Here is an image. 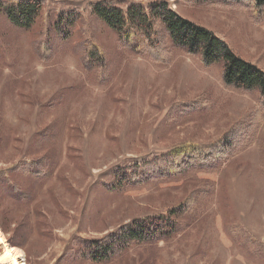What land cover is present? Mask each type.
Returning a JSON list of instances; mask_svg holds the SVG:
<instances>
[{
  "label": "rangeland",
  "instance_id": "374dc122",
  "mask_svg": "<svg viewBox=\"0 0 264 264\" xmlns=\"http://www.w3.org/2000/svg\"><path fill=\"white\" fill-rule=\"evenodd\" d=\"M101 1L108 0H44L31 29L15 27L0 12V171L27 159L47 171L39 181L18 173L23 198L1 199L8 218L26 227L14 231L15 223L6 235L0 223V256L13 246L24 253L23 264H264V123L253 143L240 146L216 173L130 182L137 164L187 143L217 141L236 123L252 122L257 95L228 88L221 65L206 67L185 52L174 51L162 65L121 48L92 10ZM165 1L264 69L260 17L239 7ZM61 16L75 21L58 28ZM123 177L130 181L111 187ZM203 179L215 189L176 214L187 227L174 239L133 246L109 261L74 254L78 239L98 241L168 213ZM244 232L251 251L240 244Z\"/></svg>",
  "mask_w": 264,
  "mask_h": 264
},
{
  "label": "trees",
  "instance_id": "16d2710c",
  "mask_svg": "<svg viewBox=\"0 0 264 264\" xmlns=\"http://www.w3.org/2000/svg\"><path fill=\"white\" fill-rule=\"evenodd\" d=\"M185 1L209 6L239 7L255 19L260 17L264 20V0ZM44 4V0H0V12L15 27L31 29L42 17ZM92 10L101 22L112 29L121 48L162 65L170 64L174 59V51L197 57L206 67L221 65V79L228 88L244 93H254L259 102L252 122L243 120L236 123L232 130L217 141L187 143L169 153L159 154L137 164L131 172L133 181L129 180L130 182H144L148 177L165 181L186 180L196 171L216 173L220 171L223 164H227L238 153L240 146L247 148L253 143L264 123V69L262 67L238 55L214 30L180 17L165 0H155L149 5L133 0H108L93 3ZM60 18L56 23L58 28L64 20L66 24L70 23L69 26L75 21V19L69 20L68 17L64 20L62 16ZM94 51L95 47L92 46L89 54L93 55ZM18 173L34 177L37 181L47 175L41 163L37 164L30 159L8 170L0 171V223L6 235L15 223L17 226L14 231L23 232L24 226L26 227L24 220L17 222L11 217L8 218L5 210H1V199L5 196L11 194L17 201L23 198V192L19 191L17 183L14 182ZM122 179L111 187H119L129 182L124 177ZM214 189L215 186L208 180H200L198 187L178 207L170 209L168 213L133 221L121 227L115 234H110L98 241L78 239L73 252L81 261L101 262L125 255L131 247L136 245L146 243L157 245L161 241H170L187 227L178 220L176 214L189 212L199 198ZM28 200L31 201L32 197ZM225 228L236 243V239L239 238L237 233L234 235V230L230 226ZM244 233L240 244L251 251V237L247 232ZM12 241L14 245L18 244L13 238ZM0 247L3 249L2 245Z\"/></svg>",
  "mask_w": 264,
  "mask_h": 264
},
{
  "label": "bare ground",
  "instance_id": "6f19581e",
  "mask_svg": "<svg viewBox=\"0 0 264 264\" xmlns=\"http://www.w3.org/2000/svg\"><path fill=\"white\" fill-rule=\"evenodd\" d=\"M4 244L5 241L0 236V245L3 246ZM22 258H24V253L20 249L11 246L10 248H7L3 251L2 255L0 256V263L23 264Z\"/></svg>",
  "mask_w": 264,
  "mask_h": 264
}]
</instances>
